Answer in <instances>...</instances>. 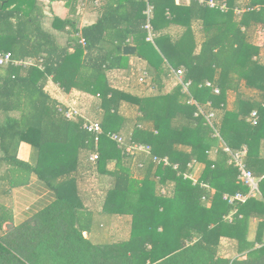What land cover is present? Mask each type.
Listing matches in <instances>:
<instances>
[{"label": "trees", "instance_id": "trees-1", "mask_svg": "<svg viewBox=\"0 0 264 264\" xmlns=\"http://www.w3.org/2000/svg\"><path fill=\"white\" fill-rule=\"evenodd\" d=\"M64 1L66 19L40 0H0V57L42 58L45 65L44 71L0 66V170L9 167L0 176V197L9 198L32 174L56 196L8 229L12 209L0 198V264H264V0H228L227 12L211 8L210 0ZM149 4L152 42L145 28ZM86 7L102 16L80 30L75 17ZM237 8L245 11L237 15ZM59 34L67 36L65 44ZM132 42L138 52L129 56L124 50ZM180 70L192 83L188 92L177 84L166 93ZM111 72H128V81L148 93L116 88ZM50 77L67 93L99 100L104 134L98 145L79 106L53 96ZM190 100L210 105L213 125L196 116ZM71 105L80 115L68 119ZM254 111L257 125L250 122ZM114 133L149 146L152 155L129 156L111 140ZM22 144L32 149L29 162L19 158ZM244 148L259 195L231 204L249 188L226 149ZM153 157L171 165H155ZM199 164L205 166L200 179H186ZM84 172L108 182L89 203L92 193L79 186ZM251 220L258 221L253 241ZM123 230L130 234L100 235Z\"/></svg>", "mask_w": 264, "mask_h": 264}, {"label": "crops", "instance_id": "crops-1", "mask_svg": "<svg viewBox=\"0 0 264 264\" xmlns=\"http://www.w3.org/2000/svg\"><path fill=\"white\" fill-rule=\"evenodd\" d=\"M40 1L44 4L52 5L54 15L60 17L61 19H66L67 17L69 18V16H71L69 8L67 7L66 2L64 0H55V1L40 0ZM177 2L178 4H184V3L187 5L190 4V0H177ZM101 16L102 14L98 10H95L94 7H86L75 18L76 21L78 22L79 29L82 30L85 27L96 24L101 18ZM45 27L47 30H51L50 24H46ZM173 31H176V29H174ZM59 35H60L59 36L60 42L62 44H65V42L67 41V36L63 34H59ZM130 46H133L137 49V47L133 42L130 44ZM131 63H136V58H132ZM109 76L116 88L132 92L133 94L136 95H143L145 93H148V91H145L146 89H143L142 87L136 84H132L128 81V76H129L128 72H123V73L111 72ZM51 78L52 77H50V79ZM166 84L167 85L165 92L169 93L178 84V80L174 76H170V79L166 82ZM49 88L53 93V96H55V98H58L60 101L64 103H71L72 105L79 106L82 113L84 114V116H86L87 119L97 121L100 123L102 111L99 109L100 102L96 97L91 96L89 94L80 93L77 91H72L67 93L62 90L63 92H57L52 84L49 85ZM244 92L250 97H257L259 95L256 91H252V90H245ZM0 155H1V151H0ZM31 155H32L31 147L27 144H22L19 151V158L22 161L29 162L31 161L32 158ZM8 169L9 167L4 165L0 170V176L4 175L8 171ZM110 169H113L112 165L110 166ZM204 169L205 166L199 164L196 166V168H194V172L192 174H189L192 176L194 182H197L200 179ZM139 176L141 178L144 177L143 173L141 172L139 173ZM82 178L81 179L79 178L80 179L79 186L81 191H84L85 193L86 192L92 193V196L87 197L86 201H88L89 203L90 201L98 200L99 194H102L104 189H106L108 186L107 180L106 179L101 180L100 177L96 176L93 172H84ZM102 182H104L105 184H103ZM10 190L11 191L9 198L2 199L0 197L2 201L3 202L5 201V204L11 207L12 209L13 220L11 223L7 224L6 228L8 227L9 224H12L13 227L14 224H19L21 222H24L25 220H28L29 218L37 214L39 211L50 205L56 199L54 191L35 174H32L29 177L28 184L19 187H13ZM232 218H233V214L228 216V220L231 221ZM113 229L115 230V228ZM257 229H258V221L251 220L249 223V237H248L250 241H253L255 239L257 234ZM108 232L109 233L100 234V235H105L106 237L109 238L111 235L113 237L121 236V232L119 231L117 232L108 231ZM129 234L130 233H128L127 235ZM100 235H97L96 237L101 238ZM85 236L88 235L85 234Z\"/></svg>", "mask_w": 264, "mask_h": 264}, {"label": "built area", "instance_id": "built-area-1", "mask_svg": "<svg viewBox=\"0 0 264 264\" xmlns=\"http://www.w3.org/2000/svg\"><path fill=\"white\" fill-rule=\"evenodd\" d=\"M200 2L205 3L203 0H200ZM211 8H216L219 9L222 12H227L228 11V0H221L216 2L215 0H210L208 2ZM245 11V9H239L237 8L235 10V13L237 15L242 14ZM145 14L148 17V22L145 26L146 30L148 31V41H153L154 40V33H153V28L151 26V19L153 16V7L149 4V7L147 8ZM82 43L85 44L84 40H82ZM13 65L16 67H37L41 71L45 70V65H44V59H32L29 58L27 60H15L12 56L11 53H6L0 57V66H9ZM177 80L178 84H181L184 88L185 92H188L190 86H191V81L189 82H184V71H174L173 75ZM50 84H52L55 87V90L57 92H63L61 87L58 84H55L52 80L50 79ZM205 86L208 88H213L216 94L220 93V90L218 88H214V85L211 82H206ZM190 104L196 105L198 107V112L196 113V116H199L200 114H204L207 122L210 125H213V120L216 117V112L208 105L209 110H207L205 107H202L198 105L194 100L189 101ZM80 112L77 111L73 106L71 105V109L66 112V116L68 119H73L75 116H79ZM85 129L92 134L96 139V144L98 145L100 136L104 134V130L102 125H100L99 122L92 121L90 119L85 118ZM259 120V115L257 111H254L251 114L250 117V122L252 125H257ZM110 138L112 141L116 142L118 145V148L123 149L126 151V153L130 155H135V154H144L147 156H151L152 150L149 146H144L141 144H136L132 142H127V139L123 134L121 133H114L110 135ZM227 152L230 153L231 155V160L230 163L233 164L239 172V179L244 183L249 188V193L248 195H243V194H237L234 197H231L229 199L231 204H234L235 202H246L250 198H257L259 195V180L255 177L254 173L247 167L246 164V157H247V148H244L238 152H232L229 149H226ZM91 160L93 162H96L99 160V154L96 153L91 157ZM153 163L155 165H163V166H169L171 165L170 161L168 158H158V157H153ZM142 165H140V168ZM177 166H175V169ZM186 179L193 180L192 176L189 174L185 175Z\"/></svg>", "mask_w": 264, "mask_h": 264}, {"label": "water", "instance_id": "water-1", "mask_svg": "<svg viewBox=\"0 0 264 264\" xmlns=\"http://www.w3.org/2000/svg\"><path fill=\"white\" fill-rule=\"evenodd\" d=\"M124 52L126 55L132 56L137 53V49L133 46H129L125 48ZM11 227H12V224H9L7 228H11Z\"/></svg>", "mask_w": 264, "mask_h": 264}, {"label": "rangeland", "instance_id": "rangeland-1", "mask_svg": "<svg viewBox=\"0 0 264 264\" xmlns=\"http://www.w3.org/2000/svg\"><path fill=\"white\" fill-rule=\"evenodd\" d=\"M256 38H258V34H257V33H256ZM256 38H255V39H256ZM256 42H257V39H256ZM92 121H93V120H92ZM95 122H97V121H95ZM124 136H125V135H124ZM125 137L128 138V136H125ZM112 167H114V165H112ZM121 225H122V223H121ZM123 225L125 226V224H123ZM118 230H121V229H118ZM123 231H124V230H123ZM128 233H130L129 230L126 231V232L124 231V234H121V236H122V237H126ZM121 236H120V237H121ZM224 246H225V249H227V248L229 247L228 244H227L226 242L224 243ZM227 254H228V253H227Z\"/></svg>", "mask_w": 264, "mask_h": 264}]
</instances>
